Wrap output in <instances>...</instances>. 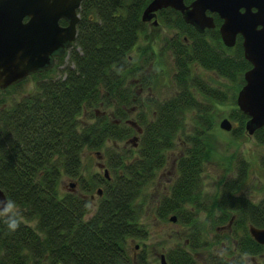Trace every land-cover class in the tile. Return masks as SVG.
Segmentation results:
<instances>
[{"label":"trees","instance_id":"obj_1","mask_svg":"<svg viewBox=\"0 0 264 264\" xmlns=\"http://www.w3.org/2000/svg\"><path fill=\"white\" fill-rule=\"evenodd\" d=\"M149 1L81 0L76 36L59 72L49 74L50 68L30 74L34 89L13 101L0 94V188L15 208L0 211V264H155L156 251L150 258L144 241L150 229L142 215L147 188L178 139L186 146L176 159L177 176L159 198L155 214L159 219L175 214L189 231L182 243L163 251L167 264H197L191 250L209 248L198 222L201 210L209 220L230 222L238 237L223 252H210L208 264H249L248 258L252 262L263 253L264 244L252 237L248 226L264 227V198L254 201L238 192L243 173L221 182L211 207L203 201L202 172L211 152L214 106L236 104L235 95L230 98L223 86L232 83L238 90L251 66L241 35L226 46L217 13H212L215 26L200 32L179 10L158 9L157 26L174 30L158 55L164 49L172 54L175 90L162 99L142 97L141 91L157 77L139 74L143 65L134 60L135 52L145 55L144 61L155 55L148 35L149 24H154L141 19ZM196 64L219 81L201 76ZM20 83L0 88V93ZM100 105L110 112L98 110ZM134 105L142 107L130 120L127 114ZM230 117L239 123L232 132L241 135L248 116L233 107ZM135 130L139 135L134 145L105 147L107 175L90 173L81 179L83 192L101 185L93 210L85 195L61 188L63 176L82 177L84 149H99L109 139H135ZM254 135L264 142V125ZM17 217L20 225L12 230L6 222ZM128 238L143 239L136 255L127 250Z\"/></svg>","mask_w":264,"mask_h":264},{"label":"rangeland","instance_id":"obj_2","mask_svg":"<svg viewBox=\"0 0 264 264\" xmlns=\"http://www.w3.org/2000/svg\"><path fill=\"white\" fill-rule=\"evenodd\" d=\"M151 23L149 24L148 35L153 43V50L155 51L154 57L148 61H144L145 55H139L137 52L134 54V60L136 63H142L141 73L149 72L156 74V81H154L149 87L141 91L142 97L153 96L162 99L166 96L171 95L175 90L174 84V61L170 50L164 49L163 55H158L160 47H162L165 37L170 36L174 30L164 25ZM144 39L140 41L143 43ZM134 51V50H133ZM131 52L132 54L134 52ZM61 58V57H60ZM67 55L65 54L61 61L59 58L54 60V66L51 68L49 74H57L59 69L67 62ZM144 61V62H143ZM47 69H50L47 68ZM46 69V70H47ZM195 71H198L201 76L206 79L219 81V76L214 72L203 68L196 64L194 67ZM35 79L28 75L26 78L21 80V83L16 87L9 88L5 92H1L7 102L13 101L21 95L34 89ZM232 83H226L223 88L228 90V95L231 98L232 95L236 94L237 89ZM142 106L134 105L128 111L127 118L130 120L136 119L137 112ZM237 107V104L229 101L226 103H217L214 106L212 120L214 121L211 136V152L209 157L204 163V170L202 172L203 178V201L207 203L208 207L212 206L214 198L220 190L221 182L227 178H233L237 175H243L244 181L240 186L239 193L247 196L248 198L258 201L264 198V142L259 141L255 135L249 134L245 129V122L241 135L235 134L232 130H226L219 126V122L223 117H227L231 122L232 126H239V123L230 117L232 108ZM109 107L98 106V110L104 111L105 113L110 112ZM81 119H85V114H82ZM246 121V120H245ZM187 130H191V121L187 120ZM139 132L135 130L132 136L135 139H123V140H107L105 144L95 150L84 149L82 154V168L81 178L80 177H69L63 176L61 179V188L65 190H72L77 193L85 195L91 206V210L94 209L96 202L100 196L98 193V187L95 186L91 192H83L81 188V179H84L90 175V173L103 174L106 170L108 173L107 156L105 154V147L116 146L118 149L123 147H129L134 145V141L137 140ZM133 143V144H132ZM185 143L180 139L177 140L175 146L167 151L166 164L161 167L153 181L147 188V203L146 211L142 215L149 226L150 233L149 237L144 240L148 245L147 251L152 258V252L155 250V260L153 263H160V254L163 253L165 248L171 247L177 242L182 243L185 234L188 233L189 228L178 222L177 220H170V216L167 219H159L155 214L156 205L162 194H166L170 191V187L177 176L176 159L179 154L183 153L185 149ZM243 171V172H242ZM15 210L13 207L7 205L6 211ZM92 212V211H91ZM232 213V212H230ZM173 215V214H172ZM208 213L204 210L199 212L198 222L202 229L203 236L208 239L210 246L209 248L199 249L198 251L191 250L197 259V264H208L210 252H223L224 245L236 242L238 239L234 235L233 227L229 223H218L214 218L210 220L207 217ZM233 218L237 214H232ZM238 235V234H237ZM143 239L141 238H128L127 239V250L131 255H136L143 248ZM236 254V253H235ZM251 258H248L250 264H264V251L262 254H258Z\"/></svg>","mask_w":264,"mask_h":264},{"label":"water","instance_id":"obj_3","mask_svg":"<svg viewBox=\"0 0 264 264\" xmlns=\"http://www.w3.org/2000/svg\"><path fill=\"white\" fill-rule=\"evenodd\" d=\"M80 2L0 0V88L51 67L55 55L63 54L73 44ZM167 6L179 10L184 21L200 32L215 26L212 13H217L222 19L220 37L226 46H233L237 35H241L243 54L251 66L243 74L236 104L248 116L245 129L253 134L264 125V0H150L141 19L157 24V10ZM60 17L67 19L65 26L59 24ZM219 126L230 130L232 122L223 117ZM7 203L0 188V211H6ZM170 220L175 221L176 215H171ZM248 229L256 241L264 244V227L249 224ZM160 263L167 264L164 253L160 254Z\"/></svg>","mask_w":264,"mask_h":264},{"label":"flooded vegetation","instance_id":"obj_4","mask_svg":"<svg viewBox=\"0 0 264 264\" xmlns=\"http://www.w3.org/2000/svg\"><path fill=\"white\" fill-rule=\"evenodd\" d=\"M58 22H59V24H60L61 26H65V25L67 24L68 21H67L66 18H64V17H60V18L58 19ZM71 46H72V45L66 47V49H65V51H64L63 54H56L54 60H56V59H58V58L64 56V54L66 53L67 49H68L69 47H71ZM45 70H46V69H45ZM232 128H233V126L231 127L230 130H232ZM229 224H230V223H229Z\"/></svg>","mask_w":264,"mask_h":264},{"label":"clouds","instance_id":"obj_5","mask_svg":"<svg viewBox=\"0 0 264 264\" xmlns=\"http://www.w3.org/2000/svg\"><path fill=\"white\" fill-rule=\"evenodd\" d=\"M9 207H11V204H9ZM20 220L18 219V217L16 219H13L11 221L6 222L8 224V227L12 230H15L16 228L19 227L20 225Z\"/></svg>","mask_w":264,"mask_h":264}]
</instances>
